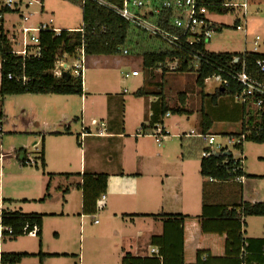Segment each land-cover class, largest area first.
<instances>
[{
	"label": "crops",
	"instance_id": "0c3cea01",
	"mask_svg": "<svg viewBox=\"0 0 264 264\" xmlns=\"http://www.w3.org/2000/svg\"><path fill=\"white\" fill-rule=\"evenodd\" d=\"M252 2L258 6L264 5V0H251ZM5 17L3 27L8 32L13 29H5ZM17 24H13L12 26H17ZM262 25H264V21ZM11 38H9L10 41ZM88 58H95L94 62L98 60L96 59L97 57ZM141 64L143 65V59ZM139 77L140 75L136 76V78ZM126 79H129L128 76ZM146 83L149 86L151 85V82H146L144 72L142 83L138 85L137 91L133 93L135 97H137L135 94L139 90L146 91ZM165 86L162 83L160 92H150L153 95L137 97L140 98V106L135 111V114L130 115L129 124H127L126 119L122 121L116 114V109L120 108L118 100L114 104L115 98H113V95L110 93L105 95L102 92L103 96H107L108 98L112 96L110 100L111 110L107 112L105 118L99 120L106 123L108 136L88 137L83 143L79 140V135L76 138L80 146V173L77 174L80 181L77 186L78 189L83 184V176L85 174H104L108 176L107 189L105 195H103L105 199L98 204L97 213L92 216L83 215L82 213L75 214L70 209L68 210L67 202L59 211L47 214V217L56 221H63L65 219L70 221V223L66 222L65 228L56 229L57 231L55 233V238L57 240L64 239L65 245L48 246L45 245L47 222H44L43 215L39 214L38 211H24L21 207H19V210H10L7 208V212H20L26 215L34 214L42 217V229L41 235L38 238H30L39 239L37 246L33 248L22 247V249H18L17 251L1 253L2 246L0 244V256L4 254L29 255L17 264H22L24 259H33V261H37L35 259H38L39 264H63L62 261L71 259L70 257H74L75 259H73L77 261L74 264H122L127 254L140 259H161V249L160 247L152 245V240L164 236L166 227H171L170 223L173 221H170L172 219L170 218L171 216H183L187 219L185 223L186 250L183 256L181 245H177L178 248L173 252L175 255V264H200L199 260H197L199 246L206 252L204 254H211L212 257L208 260L209 264H264V217L242 218L241 230L244 240L243 245L231 243L232 238L235 237L237 239L239 236V232L237 231L238 226L231 232L232 222L225 221V219H218V216L215 219L202 218L204 205L219 208L225 206L231 210L241 206L242 203H264V179H258L261 176H249L244 170L242 181L235 180L233 182L222 183L204 179L201 176V159L199 162H195L198 167L193 166V160L197 159L198 153H201L206 147L204 144L205 141H198V136L202 133L201 122L197 134L187 135L185 133L182 135L177 131L180 128L179 123L170 122L172 113H169L168 116L166 115L162 119L160 126L169 135L160 144H158L152 135L148 137L146 135L142 136L138 131L136 136L127 137L124 134V130L128 126L134 127L136 130L140 127L141 132V126H147L149 124L152 116L151 107L161 99L158 97V94L161 93L170 109L181 108L185 113L193 114L192 110L187 108L189 99L184 101V105L182 103L179 105H173L171 103L172 105H170L167 101L168 99H166ZM189 92L195 93L192 89ZM128 93V90L124 91V94ZM184 94L185 92L180 95L184 96ZM33 96L45 97L43 98L45 102L41 107L36 108L34 107L35 105H31L28 111H22L25 116L27 113L29 115L30 123L28 128H34L35 126V130L39 131L36 134H32L34 137L32 145H36L39 148V140L36 141V139L39 136H43L44 145L40 148L42 149L44 160L43 170H49V180H53L55 177H66V182H70L71 177H74V175L66 173L65 170L67 169L64 170L66 165H68L67 162L61 160L59 163L54 159H50L49 152L45 148L47 142L45 136L49 134L62 135L59 134L57 128L62 127L63 124H66L65 128L67 130L70 128L69 124H71L72 116L69 114L65 104L67 102L65 99L69 96ZM205 96L206 98L201 100L202 116L203 113L208 115L212 119L213 125L216 123L223 125L232 121L234 124L240 126V129L242 128L243 117L239 107H230L227 104L219 105L218 101L216 102V106H214L213 101L211 103L208 102V96H211V94ZM52 97H57L58 99L54 100ZM80 97L83 102L84 93ZM221 99L222 97L218 100ZM85 102H87V98H85ZM6 107L7 105L4 102V109ZM5 111L7 112V108ZM5 111L1 112L2 117L0 118V122L3 125H8L17 134L15 130L18 126L13 124V122L11 124L9 123ZM81 117L80 123L85 119L84 113H82ZM75 121L78 123L79 118L75 119ZM87 121L85 122L86 127L90 126L93 118L89 120V123ZM157 128L158 126L156 125L149 132L153 133ZM171 129L176 130L177 134L172 135ZM210 131L208 134L214 136V134H210ZM150 138H153L154 141L156 140V146L162 150L155 152L147 151L146 141ZM175 139H179L180 144H175ZM199 147H201L200 152L197 150ZM197 168H199L198 173ZM50 175L52 178H50ZM199 175L202 179L201 182L198 180ZM155 180H160V182L155 183ZM49 189L50 185L46 190L49 191ZM71 191L68 187L66 191L67 197L71 196ZM79 192L81 195L80 210L82 211L83 192L80 189ZM197 194H201V202ZM6 201L3 200L4 204ZM210 211L211 213L218 214L221 210L214 208ZM71 220L77 221L79 227L77 228ZM249 223L257 226L250 229L248 228ZM259 226L263 231L259 230ZM77 231L79 234L82 233L80 237H84L87 234V249L83 248L78 255H74L69 252H71L70 246L72 238ZM15 239H7L3 244ZM86 239L84 238V240ZM177 239L178 242L181 241L179 237ZM239 249L240 254L238 256ZM40 255L44 256L42 262L39 257ZM206 256L204 255L202 259H205Z\"/></svg>",
	"mask_w": 264,
	"mask_h": 264
},
{
	"label": "rangeland",
	"instance_id": "374dc122",
	"mask_svg": "<svg viewBox=\"0 0 264 264\" xmlns=\"http://www.w3.org/2000/svg\"><path fill=\"white\" fill-rule=\"evenodd\" d=\"M31 13L34 15L30 19V25L39 27L40 25L49 26L54 29L59 30H78L83 26V8L81 6L80 0H43V12H38L39 8L37 5H34L30 9ZM5 29L11 31L4 33L8 35L9 38L13 35L15 27L13 24L19 22V16L17 14H8L5 15ZM239 14H228V15H212L210 19L222 26V32L217 33L213 36L210 43L207 46V50L214 54L222 53H244L253 51V42L257 36L261 38V41L258 46L257 53L264 54V5H255L253 2L250 4L248 11L246 34L244 31H237L235 29V24ZM4 28V27H3ZM151 45V39L143 35L139 30L134 28L131 29L129 36L127 38L126 45L123 50L126 49L130 52L128 56L119 55L116 57H97L93 59L88 58V64L86 66L87 71L85 73L83 81V93L84 101L82 102L79 95L69 96L67 100L66 107L68 108L69 114L72 116V121L69 130L65 128L66 124L58 127L57 131L59 134H49L45 136L46 150L49 152L50 159H54L56 162L60 163L61 160H65L68 165L64 168L66 173L74 175L71 177L70 182H66V177H55L53 180H49V170H43L41 164L37 167L31 168H22L18 161L15 159L9 158L5 161L3 165L2 175L0 177V200H7L4 204L5 209L10 210H19L21 208L27 212L38 211L39 214L43 215V220L47 226L45 229V245L48 246H63L65 245L64 239L55 238L56 229L65 228L66 222L69 220L65 219L63 221H56L50 217H47V214L55 213L59 211L63 206L68 202V210L72 211L75 214H81V195L78 189L79 179L78 173H80V156H79V143L76 138L80 134L81 128V116L84 113V123L93 118V120L99 121L105 118L107 112L111 110L110 100L112 98L103 96L102 92L107 95L110 93L113 95L114 104L118 100L119 109H116V114L123 121L126 119L127 124H129V118L131 114H135V111L139 109L140 98H137L133 95L137 91V87L143 80V65L142 57L139 59L134 55L137 51V46L139 41H145ZM154 50H157L162 45L154 42ZM12 49L20 50L19 47H16L14 43L11 44ZM15 46V47H14ZM163 47V46H162ZM71 59L68 60V63L72 64ZM137 75H140L139 78H136ZM128 76L129 79H126ZM153 77L150 74L145 72L146 82H151V85L146 83L147 92H160V85L164 83L167 101L172 105L181 104V95L185 92V100L189 99L188 106L192 110L193 114L184 113L183 115H172L171 121L173 123L178 122L180 128L177 129L182 135L187 133V135H195L198 133L200 122L202 119V98L204 95L211 94V97H208V102H212L214 94H216L219 84H217L214 78L209 79L206 82L205 88L202 89L197 87L195 82L197 76L195 73H177L175 71H162V69H157L153 72ZM136 78V79H135ZM192 82V84H191ZM194 90L195 93L189 92V90ZM128 90V94H124V91ZM97 93V94H96ZM187 93V94H186ZM217 95V94H216ZM45 97L33 96L31 94H23L18 96H7L3 98V108L4 112L7 108V114L9 123L17 125L15 134L8 125L4 124L5 135L0 141V147L2 148L3 153H10L12 150L22 151L25 148H28V152L32 153L34 147L32 145L34 137L32 134H36L39 131L34 128H28L30 120L29 115L25 116L23 110H29V106L35 105L34 107L38 108L44 104ZM87 98V102H85ZM218 98V96H217ZM220 98V97H219ZM52 99H58L57 97H52ZM124 100V102H122ZM126 101V102H125ZM4 102L7 107L4 109ZM222 102V103H221ZM147 103V100H146ZM84 104V105H83ZM218 104H227L230 107L238 106L235 100L229 96L222 97L221 100H218ZM119 113V114H118ZM252 113L255 114V110H252ZM79 118L77 123L75 119ZM86 120V121H85ZM82 122V121H81ZM6 123V122H5ZM124 134L127 137L136 136L137 131L140 135L145 136L146 133L140 132V127L136 130L134 127H126ZM172 135L177 134L176 130L171 129ZM241 132L240 126L234 124L230 121L226 124L219 125L214 124L210 134H214L216 137V144H226L227 138L231 134H239ZM29 134V135H28ZM152 135V132H148L146 137ZM63 136V137H60ZM66 136V137H65ZM30 138V139H27ZM37 138V136H36ZM39 140V141H38ZM29 141L28 143H25ZM39 142V148L43 147V136H39L36 139ZM156 141V140H155ZM153 138H150L146 141V150L149 152H155L162 149H159ZM199 141V140H198ZM175 144H180L179 139H175ZM205 146L207 145L204 142ZM164 147V145H163ZM204 148V145H203ZM202 148V149H203ZM201 147H199L198 152H200ZM242 151L237 149L232 150L233 156L236 158L239 157ZM24 154L21 152V160L23 159ZM243 156L245 158L243 171L247 175L251 176H264V144H256L252 142H245L243 144ZM201 159V153H198V158L194 159L195 167L196 161L199 162ZM199 168H197V173ZM51 176V175H50ZM52 178V176L50 177ZM199 182H201V176L198 177ZM160 182V180H155ZM50 185L49 191L47 187ZM70 188L71 196L67 197V188ZM199 201L201 202V194H197ZM25 200H27L25 202ZM43 201V202H42ZM27 205V206H24ZM37 213V212H36ZM72 221V220H71ZM74 225L79 227L77 221H72ZM250 222V221H249ZM248 228H254L253 223H249ZM260 228V226H259ZM249 229V231H250ZM259 230L263 231L262 228ZM82 233H75V236L72 238V243L70 246V254L78 255L83 248L87 249V239L86 235L80 237ZM84 238L86 240H84ZM42 241V240H41ZM5 244V245H4ZM1 243L2 250L1 253H10L8 251H17L22 249V247H31L37 246L39 244V239H30L26 236L19 237L15 240H9L6 243ZM85 251V249H84ZM69 258V257H68ZM71 259H65L62 261L63 264H74L77 261L74 260V257ZM74 258V259H73ZM33 259H24L22 264H39ZM41 263V262H40Z\"/></svg>",
	"mask_w": 264,
	"mask_h": 264
},
{
	"label": "trees",
	"instance_id": "16d2710c",
	"mask_svg": "<svg viewBox=\"0 0 264 264\" xmlns=\"http://www.w3.org/2000/svg\"><path fill=\"white\" fill-rule=\"evenodd\" d=\"M43 1V0H42ZM113 5L122 6L123 0H105ZM221 1V0H211ZM83 8V26L80 28L83 32H68L63 31L59 37L53 32H41L40 42L42 48V54L40 59H31L23 61L22 58L12 54V43L4 33V19L3 17L13 12L9 9L2 8L0 6V59H1V86H0V118L2 117V105L3 98L7 96H18L23 94L32 95H56V96H74L83 95V86L80 79H75L69 75L61 78H55L53 71L55 69L56 57L60 53L73 54L78 48L84 45L85 53L88 57H116L122 55L123 52L119 49L124 48L127 42V38L131 29L133 28L128 22H126L120 16L110 12L109 10L92 2H87ZM211 12H215L217 15L230 14L227 10L223 9H210ZM157 23H165L167 27H171L170 21L172 18L170 15L158 16L153 19ZM135 29V28H134ZM141 32V31H140ZM143 33L151 39V45L146 43V39L139 41L137 51L134 55L142 57L143 70L153 77V72L157 69L162 71H169L166 68L167 61L174 58H180V65L175 72L177 73H195L197 76L196 84L198 87L204 89L207 80L213 76L218 75L217 65L208 67L202 66L199 70H195L185 61V56L181 53L171 50L164 42ZM157 42L162 46L157 50H154V45ZM126 50V49H125ZM129 52V51H128ZM130 52L128 53V55ZM125 55V54H123ZM125 55V56H128ZM209 58L212 62L222 65L225 69H233L236 71L242 70V65H245V71L255 80L264 83V74L259 73L257 69V62L264 60V54L259 53H222V54H210ZM234 58H239L240 63L237 65H231ZM12 75L14 79H9ZM25 75L28 79L26 84L22 81H17V78ZM162 88V84L160 85ZM240 87L236 82L231 81L230 87L224 89L221 92L220 89L216 91V94L212 96L214 106L219 97L229 96L234 100L235 95L240 93ZM204 98L205 94L202 93ZM137 97H144L153 95L145 90H139L135 94ZM218 96V98H217ZM161 99L154 103L151 107L152 116L147 126H141V132L148 133L152 131L156 125L162 124V119L169 113L173 115H183L185 112L183 109H170L165 102V99L161 94H158ZM211 97V96H208ZM185 96L181 97V102L184 105ZM242 112V128L239 134H231L228 137H237L240 134H248L245 142H252L256 144H264V115L255 110V114L252 113V109L245 105H239ZM202 133L200 135H209V131L212 129V119L203 113L202 121ZM145 134V135H146ZM201 142H204L203 138H198ZM237 149L242 150L243 146H237ZM204 149L201 151L203 153ZM227 160V165H222L223 161ZM41 166H44L43 153L41 157ZM201 176L204 179H209L216 182H233L236 177H244L243 170L235 171L233 165V157H212L208 159L201 158ZM254 178V177H249ZM258 179H264V176L258 177ZM107 175H92L85 174L83 176V184L79 189L83 192V207L82 214L92 216L97 213V202L105 195L107 189ZM217 208L221 210L218 214L211 213L210 210ZM5 214L8 219L5 223L13 227L15 237H22L21 230L27 224H37L40 227V234L42 229V217L34 214L26 215L20 212H7ZM218 216V217H217ZM225 219V221L232 222L231 232L238 226L239 236L237 239L232 238L231 243L243 245V234L241 230V221L244 217H264V203L248 204L242 203L241 206L228 209L225 206L222 207H210L208 205L203 206L202 218L210 219ZM170 228L166 227L165 234L161 238H154L152 245L160 247V258L154 259H140L132 257L127 254L122 261V264H175L174 263V250L177 249V245H181L183 250V256L185 255V234H186V218L183 216H171ZM38 236V237H39ZM177 237L181 241L178 242ZM228 238V237H227ZM242 252V251H241ZM197 260L200 264H209L208 260L212 257L211 254L206 253L204 249L199 246ZM240 249L238 251V256ZM204 255H207L205 259H202ZM26 254L9 255L4 254L0 256V264H17L23 258L28 257ZM41 262L44 256L40 255ZM238 258V257H237ZM42 264V263H41Z\"/></svg>",
	"mask_w": 264,
	"mask_h": 264
},
{
	"label": "built area",
	"instance_id": "2783aa9c",
	"mask_svg": "<svg viewBox=\"0 0 264 264\" xmlns=\"http://www.w3.org/2000/svg\"><path fill=\"white\" fill-rule=\"evenodd\" d=\"M87 2L95 3L110 12L120 16L128 22L133 28L148 34L151 37L159 39L164 42L171 50L181 53L185 56V61L189 67L199 70L202 66L212 67L217 65L218 75L213 76L215 82L219 84L218 89H226L230 87V82H236L240 87V93L235 95L234 100L239 105H245L250 109H254L264 115V83L252 78L245 71V65H242L241 71L233 69H225L222 65L212 62L209 58L211 52L207 50L213 36L222 32V26L213 22L210 16L217 15L211 12L210 9L227 10L230 14H239L237 18L235 29L237 31H244L247 26L248 11L251 0H123L122 6L113 5L105 0H80L81 6L84 7ZM34 5L39 8L38 12L43 11L42 0H0V6L11 10L12 14L19 16V22L15 27V31L11 38V43H14L20 50L12 49V54L25 60L40 59L42 54L40 33L53 32L57 37L65 30L54 29L49 26L40 25L35 27L30 25V19L34 15L30 9ZM170 15L171 27H167L165 23L154 22L158 16ZM2 18V17H0ZM4 19V17H3ZM68 32H83L82 29L67 30ZM261 38L257 36L253 42V51L247 53H257ZM14 46V47H15ZM119 51L128 55V50ZM246 53V52H244ZM71 59L72 64L68 63ZM180 58H174L167 61L166 68L169 71H175L179 68ZM239 58H234L231 65L239 64ZM87 56L84 45L78 48L73 54L60 53L56 57L55 69L53 75L55 78H61L69 75L75 79H80L83 86L85 73L87 71ZM257 69L259 73L264 74V60L257 62ZM12 75L9 79H14ZM211 78V79H212ZM26 84L28 79L25 75L16 79ZM208 81V80H207ZM169 114H167L168 116ZM81 132L79 140L83 143L88 137H105L107 135L106 123L102 121L93 120L90 126L86 127L84 121L81 122ZM152 133L158 144L167 138L168 132H164L160 125ZM5 135L4 125L0 122V141ZM248 134H240L237 137H228L226 144H216V137L211 135L202 136L207 143L201 154L202 159L212 157H233V165L235 171L243 170L245 158L243 156V149H237V146H243ZM35 146V147H34ZM33 152L29 153L28 148L22 151L12 150L10 153H3L0 147V177L2 175L3 165L9 158L15 159L19 162L22 168L37 167L41 164L42 149L34 145ZM237 149L242 151L239 157L232 154V150ZM21 152L24 154L21 160ZM228 161H223L222 165H227ZM236 181H242V177H236ZM102 196L97 202L98 204L104 200ZM4 202L0 200V244L7 239H15V232L13 227L7 225L5 220L8 216L5 214ZM40 234V227L37 224L27 223L21 230V235L29 238H38Z\"/></svg>",
	"mask_w": 264,
	"mask_h": 264
},
{
	"label": "water",
	"instance_id": "95a60500",
	"mask_svg": "<svg viewBox=\"0 0 264 264\" xmlns=\"http://www.w3.org/2000/svg\"><path fill=\"white\" fill-rule=\"evenodd\" d=\"M221 92H224V89H221Z\"/></svg>",
	"mask_w": 264,
	"mask_h": 264
}]
</instances>
